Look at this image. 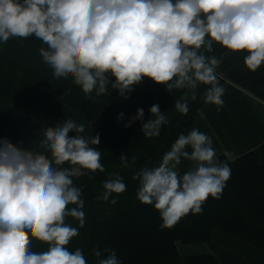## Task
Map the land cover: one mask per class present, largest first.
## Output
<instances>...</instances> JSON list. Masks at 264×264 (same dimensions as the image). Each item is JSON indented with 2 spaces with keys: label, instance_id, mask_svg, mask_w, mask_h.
<instances>
[{
  "label": "clouds",
  "instance_id": "obj_1",
  "mask_svg": "<svg viewBox=\"0 0 264 264\" xmlns=\"http://www.w3.org/2000/svg\"><path fill=\"white\" fill-rule=\"evenodd\" d=\"M29 37L46 45L39 52L54 77H71L86 96L108 94L111 86L126 99L147 77L169 93L209 85L205 103L222 106L224 89L216 75L221 61L201 49L210 53L216 42L230 52L245 51L244 63L255 71L264 64V0H0V41ZM174 106L189 111L186 102ZM149 112L154 118L141 131L157 137L167 120L159 105ZM143 117L137 109L125 127ZM83 132L84 125L71 119L48 127L40 143L44 152L0 139V264H88L82 249L66 247L79 230L65 223L67 217L80 227L85 222L73 177L105 171L101 153L91 146L99 145V134L85 138ZM182 159L194 167L181 175ZM120 160L129 166L127 155ZM110 176L97 199L126 191L119 173ZM230 177V165L219 160L211 138L193 128L133 179L139 181L138 200L159 212L161 228H171L190 212L200 213L209 197L219 199ZM33 240L46 243L47 250L33 251ZM92 251L97 264H121L113 250H104L106 258L98 247Z\"/></svg>",
  "mask_w": 264,
  "mask_h": 264
},
{
  "label": "trees",
  "instance_id": "obj_2",
  "mask_svg": "<svg viewBox=\"0 0 264 264\" xmlns=\"http://www.w3.org/2000/svg\"><path fill=\"white\" fill-rule=\"evenodd\" d=\"M41 47L46 45L35 37L0 41V139L6 138L14 145L36 152L37 134L30 127L36 117H41L43 123L51 122L58 126L69 119L77 125H85L79 112L68 111L58 102L74 82L71 77H54L51 67L43 62L39 52ZM217 78L220 85L221 78L218 75ZM208 87L201 84L195 89V99L189 101L186 115L181 113L161 125L159 136L145 137L141 128L151 118L150 107L159 105L163 112L191 89H173L169 93L162 84L147 77L133 86L135 89L151 88L155 92L152 98L135 103L132 112L119 120L118 135L124 139V146L136 152L138 157L128 167L117 166L103 158L101 148L91 145L101 153L100 162L105 171L86 172L73 177L74 185L81 189V199L91 202L100 196L111 173L120 174L126 191L132 195L139 187V181L133 176L142 168L151 167L180 134L190 130L205 103L204 93ZM91 95L109 103L113 96L112 88L109 86L108 94L96 96L93 91ZM139 108L144 110L143 120H136L130 127H125ZM69 135L74 136L75 133ZM218 158L227 162L237 174L227 181L226 187L231 192H222L219 199L209 197L200 213L190 212L171 228H161L159 212L153 205L143 203L106 217H93L85 221L83 227L75 218L67 217L65 223L77 227L79 235L66 247L70 251L82 249L88 264H97L92 251L97 247L102 253L101 258L108 256L105 249L115 251L121 264H183L175 242H208L212 231L218 229L264 249V161L260 162L253 151L232 160L223 155ZM69 166L68 163L62 165ZM237 183L243 186L239 188ZM47 247L44 242L32 241L35 252L46 251Z\"/></svg>",
  "mask_w": 264,
  "mask_h": 264
},
{
  "label": "crops",
  "instance_id": "obj_3",
  "mask_svg": "<svg viewBox=\"0 0 264 264\" xmlns=\"http://www.w3.org/2000/svg\"><path fill=\"white\" fill-rule=\"evenodd\" d=\"M201 52L206 57L216 56L221 61L216 75L221 78L224 103L222 106L204 103L190 130L195 128L208 135L217 157L223 155L232 160L253 151L260 162L264 161V64L253 71L244 63L247 55L245 51L230 52L216 42L213 43L212 52L204 49ZM112 93L110 102L104 103L91 94L86 96L80 86L73 84L58 102L68 111L80 113L85 124L84 132L80 135L91 138L99 134L100 143L95 146L102 149L106 161L119 166L122 165L121 154L128 156L129 164L132 163L131 158L138 157V154L127 149L124 139L118 135V117L121 113L123 116L131 113L135 103L152 98L155 92L151 88H133L126 99L114 89ZM194 94L195 89L188 90L176 101L188 104ZM174 104L162 112L167 121L181 115ZM153 118L151 116L150 119ZM56 126L51 122L43 123L39 116L30 123L31 129L37 134V152H44L40 148L44 130ZM162 156L151 167L157 165ZM193 167V162L182 159L177 170L182 173ZM137 189L132 195L127 191L113 193L108 201L95 198L91 202H84L82 210L85 221L93 217H106L141 203L136 195ZM112 199L117 202L112 204ZM72 207L75 205H69V208ZM175 244L183 264H264V249L218 229L212 231L208 242L182 243L177 240Z\"/></svg>",
  "mask_w": 264,
  "mask_h": 264
},
{
  "label": "rangeland",
  "instance_id": "obj_4",
  "mask_svg": "<svg viewBox=\"0 0 264 264\" xmlns=\"http://www.w3.org/2000/svg\"><path fill=\"white\" fill-rule=\"evenodd\" d=\"M230 168H231V176H236L237 172L234 171L232 167H230ZM230 178H231V177H230ZM240 181H242V179H240ZM226 184H227V182H226ZM243 184H244V183H243ZM238 185H239V188H240L241 186H243L241 183H237V187H238ZM223 192H224V193H230L231 191H230V189H227V187L225 186V188L223 189Z\"/></svg>",
  "mask_w": 264,
  "mask_h": 264
}]
</instances>
